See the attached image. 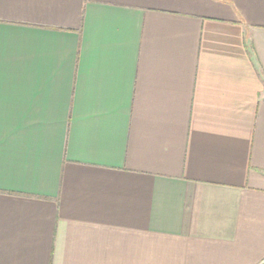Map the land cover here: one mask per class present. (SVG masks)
Returning a JSON list of instances; mask_svg holds the SVG:
<instances>
[{"label": "crops", "instance_id": "0c3cea01", "mask_svg": "<svg viewBox=\"0 0 264 264\" xmlns=\"http://www.w3.org/2000/svg\"><path fill=\"white\" fill-rule=\"evenodd\" d=\"M264 0H0V264H260Z\"/></svg>", "mask_w": 264, "mask_h": 264}, {"label": "built area", "instance_id": "2783aa9c", "mask_svg": "<svg viewBox=\"0 0 264 264\" xmlns=\"http://www.w3.org/2000/svg\"><path fill=\"white\" fill-rule=\"evenodd\" d=\"M260 264H264V260Z\"/></svg>", "mask_w": 264, "mask_h": 264}]
</instances>
